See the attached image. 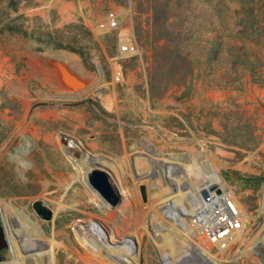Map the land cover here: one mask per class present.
<instances>
[{
    "label": "rangeland",
    "instance_id": "rangeland-1",
    "mask_svg": "<svg viewBox=\"0 0 264 264\" xmlns=\"http://www.w3.org/2000/svg\"><path fill=\"white\" fill-rule=\"evenodd\" d=\"M9 3L0 0V9L21 18L0 30V229L8 240L0 264H112L111 250L98 234L99 227L114 230L115 212L90 185V174L101 161L119 182L135 181L133 168L117 163V156H128L120 134L128 138L134 123H144L145 132L156 137L162 132L168 147L160 156L148 141V156L135 169H148L161 182L164 175L204 168L249 212L239 245L213 250L217 264H264V77L246 73L226 84L204 71L192 82L170 86L159 76L151 91L146 63L151 39L136 36L132 0H19L17 12ZM109 11L118 13L120 29L100 34L95 24ZM129 27L142 55L124 62V81L116 84L119 38ZM64 52L67 65L52 58ZM38 57L60 65L65 91L43 84L40 70L30 74L29 64ZM84 116L99 122L87 124L101 131L105 148L99 152L90 153L78 135L89 133L76 127ZM36 201L52 209V221L36 214ZM126 223L131 227L123 233L138 240L142 264H162L161 253L171 251L174 241L160 246L141 227L129 235L134 227ZM42 237L52 243L49 259L33 251Z\"/></svg>",
    "mask_w": 264,
    "mask_h": 264
},
{
    "label": "built area",
    "instance_id": "built-area-1",
    "mask_svg": "<svg viewBox=\"0 0 264 264\" xmlns=\"http://www.w3.org/2000/svg\"><path fill=\"white\" fill-rule=\"evenodd\" d=\"M95 26L100 34H110L120 29V17L116 11H109ZM136 40L132 27L125 29L119 38L113 78L116 84L124 81V62L142 55ZM141 169L135 171L133 187L113 180L121 202L116 206L108 204L107 208L115 212L117 225L114 230L99 227L103 232L98 234L112 251L108 250L112 264H142L138 240L123 233L131 227L126 221L134 227L129 235L137 234L141 227L151 232L160 246L169 238L174 241L171 251L161 253L162 264H195L199 259L203 264L207 261L217 264L221 260L213 255V250L225 252L239 245L250 225L249 212L234 191L224 187L217 174V184H210L211 177L204 168H198L196 172L192 168L174 178L164 175V180L159 182L148 174V169L140 172ZM144 183L147 201L143 200L140 190ZM213 186L219 187L221 193L209 191ZM204 190L209 191L208 200L201 195ZM164 229H170L169 234Z\"/></svg>",
    "mask_w": 264,
    "mask_h": 264
},
{
    "label": "trees",
    "instance_id": "trees-1",
    "mask_svg": "<svg viewBox=\"0 0 264 264\" xmlns=\"http://www.w3.org/2000/svg\"><path fill=\"white\" fill-rule=\"evenodd\" d=\"M132 2L136 36L151 39L152 55L146 61L151 91L159 76L170 86L185 85L188 79L192 82L204 71L226 84L246 73L253 78L264 77V0ZM18 3L10 0L15 12ZM20 18L0 9V30L17 25ZM206 32L209 38H204ZM205 57L208 59L203 62Z\"/></svg>",
    "mask_w": 264,
    "mask_h": 264
},
{
    "label": "crops",
    "instance_id": "crops-1",
    "mask_svg": "<svg viewBox=\"0 0 264 264\" xmlns=\"http://www.w3.org/2000/svg\"><path fill=\"white\" fill-rule=\"evenodd\" d=\"M52 58L56 59L58 62H62L65 65L68 63V52H64L60 56H53ZM61 64V65H64ZM58 67H60L59 64H57ZM54 63H52L51 59H41V58H34L31 60L29 64V72L31 75H35L38 70H40L41 74V82L43 84H50L54 85L57 88H60V90L65 91L66 90V81L65 76L62 74V72L58 71L57 67ZM90 121H93L92 123L95 124V126H99V122L97 119H93L88 116L79 117L78 118V126H76L79 131L81 132H89L81 135L78 133L79 136H82L85 140V144L89 150L90 153H96L105 148L103 146V141L100 139L101 131L97 128H90L87 126ZM150 124V123H148ZM144 123H134L133 127H131L132 133L129 135L128 138L124 137V134H120L121 139V147L123 154L125 152H128V156L122 155L121 157H118L117 155V163L123 165V166H130L133 168L134 174L137 166L142 165V160L145 159L146 156H148V141L152 142L156 146V152L159 153L160 156H163L167 152V145H163V141L167 144V140L165 139V136L161 133L156 132L157 137L153 136L152 133H146L144 130ZM159 138V139H158ZM111 156H114L111 154ZM254 156H251L250 158L253 159ZM160 166H163L162 160L160 163ZM113 180L116 181L117 177L115 176L114 172L110 170ZM132 179V178H131ZM131 186H134V181H130Z\"/></svg>",
    "mask_w": 264,
    "mask_h": 264
},
{
    "label": "water",
    "instance_id": "water-1",
    "mask_svg": "<svg viewBox=\"0 0 264 264\" xmlns=\"http://www.w3.org/2000/svg\"><path fill=\"white\" fill-rule=\"evenodd\" d=\"M90 185L95 189L101 198L111 206H116L121 202V195L113 183V178L109 169L103 168L100 164L93 166L90 174ZM141 194L144 201H147V188L145 185L140 187ZM209 191H216L217 194L221 190L217 186H213ZM209 191H202L201 195L205 200L209 199ZM33 210L44 221H52L54 213L44 202L36 201L33 204ZM8 247L7 235L4 230L0 229V255L3 249Z\"/></svg>",
    "mask_w": 264,
    "mask_h": 264
},
{
    "label": "bare ground",
    "instance_id": "bare-ground-1",
    "mask_svg": "<svg viewBox=\"0 0 264 264\" xmlns=\"http://www.w3.org/2000/svg\"><path fill=\"white\" fill-rule=\"evenodd\" d=\"M96 163H98L100 165L103 164L101 161L96 162ZM188 171H190V170L187 169V172ZM195 172H196V170H195ZM215 178H216V173L212 174V177L209 181L210 184H217L218 183V181ZM93 230L95 232L98 231L96 227H94ZM51 247H52V243L47 241V239L45 237H42L38 242L35 243V245L33 247V251H35L34 254H41L44 256L45 259H49V256L51 255V252H52ZM261 247H263V244H261Z\"/></svg>",
    "mask_w": 264,
    "mask_h": 264
}]
</instances>
